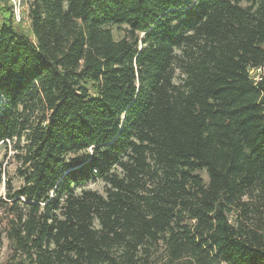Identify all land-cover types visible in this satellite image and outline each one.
Returning <instances> with one entry per match:
<instances>
[{"label": "trees", "instance_id": "trees-1", "mask_svg": "<svg viewBox=\"0 0 264 264\" xmlns=\"http://www.w3.org/2000/svg\"><path fill=\"white\" fill-rule=\"evenodd\" d=\"M8 143L0 264H264V0H0Z\"/></svg>", "mask_w": 264, "mask_h": 264}, {"label": "rangeland", "instance_id": "rangeland-1", "mask_svg": "<svg viewBox=\"0 0 264 264\" xmlns=\"http://www.w3.org/2000/svg\"><path fill=\"white\" fill-rule=\"evenodd\" d=\"M16 6V14L18 16V21L20 18H23L24 8L18 3V1L14 2ZM24 25L26 28L28 26V21L25 15ZM113 33L116 39H119L123 36V30L119 28H114ZM17 154L19 152L14 149L12 143H8V146H0V198H4L6 195V184L7 181H12V185L14 188H18L23 184V180L16 176L17 169L20 167V163L17 159ZM105 185L102 182H91L80 189H77V193H80L82 190H93L99 193L104 192ZM0 221V230L3 228ZM1 253V262L5 261L8 256V242L5 237L2 238V246L0 249Z\"/></svg>", "mask_w": 264, "mask_h": 264}]
</instances>
